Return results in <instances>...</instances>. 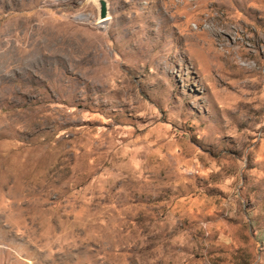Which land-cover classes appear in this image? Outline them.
Instances as JSON below:
<instances>
[{
    "label": "rangeland",
    "instance_id": "obj_1",
    "mask_svg": "<svg viewBox=\"0 0 264 264\" xmlns=\"http://www.w3.org/2000/svg\"><path fill=\"white\" fill-rule=\"evenodd\" d=\"M0 0V264H264V0Z\"/></svg>",
    "mask_w": 264,
    "mask_h": 264
},
{
    "label": "water",
    "instance_id": "obj_2",
    "mask_svg": "<svg viewBox=\"0 0 264 264\" xmlns=\"http://www.w3.org/2000/svg\"><path fill=\"white\" fill-rule=\"evenodd\" d=\"M98 4H99L98 19H99V21H103L108 16L107 5H106V2L104 0H98ZM97 23L101 24V23H104V21L103 22H97Z\"/></svg>",
    "mask_w": 264,
    "mask_h": 264
}]
</instances>
